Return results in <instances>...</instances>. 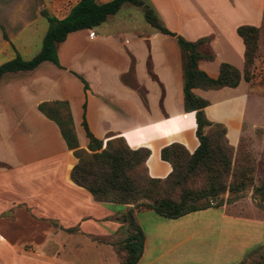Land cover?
<instances>
[{
	"label": "crops",
	"instance_id": "crops-1",
	"mask_svg": "<svg viewBox=\"0 0 264 264\" xmlns=\"http://www.w3.org/2000/svg\"><path fill=\"white\" fill-rule=\"evenodd\" d=\"M148 1L172 31L192 41L210 35L212 46L226 42L239 51L243 65L245 43L237 28L249 23L259 27L262 19L259 0L256 6L255 0H214L206 10L203 0ZM71 8L57 17L64 18ZM117 14L97 31L70 33L58 47L61 67L44 61L33 70L0 77V264H119L117 247L128 233L116 217L134 205L97 201L72 180L78 158L59 125L38 108L44 101L70 104L71 97L60 94V89L72 80L78 79L83 86L85 117L93 134L104 141L119 135L131 148H149L146 164L152 177L165 178L172 171L171 164L161 158L163 147L179 142L193 152L199 146L197 135L198 143L184 136L187 113H194L196 123L195 112H187L184 106V68L182 72L178 66L176 72L166 74L155 71L162 64L155 61L160 57L156 41L163 33L120 25ZM92 31L95 37H90ZM79 41L108 45L115 53L126 50L127 63L106 67L96 90L83 76V68L95 72L99 62L87 56L85 49L80 51ZM205 65L201 59L199 67ZM76 73L87 80L89 89L85 91ZM199 89L194 91L201 96ZM71 110L78 124L80 117ZM196 129L197 123L195 134ZM76 132L80 147L87 148L89 138ZM169 134L170 141H158ZM160 161L170 165L163 174L158 172ZM237 205L225 203L221 211L210 213V207L176 219L152 209L137 210L145 234L137 264H239L264 244V213L256 206L241 213L233 210ZM197 214L209 219L196 224Z\"/></svg>",
	"mask_w": 264,
	"mask_h": 264
},
{
	"label": "trees",
	"instance_id": "trees-1",
	"mask_svg": "<svg viewBox=\"0 0 264 264\" xmlns=\"http://www.w3.org/2000/svg\"><path fill=\"white\" fill-rule=\"evenodd\" d=\"M125 3L143 7L145 19L153 28L178 40L184 58V106L187 112H195L196 115L199 146L195 151H189L179 142L163 147L161 158L171 164L172 171L165 178L152 177L146 164L151 155L149 148H131L123 136H110L106 141L97 138L88 126L85 113L82 125L89 144L87 148H82L68 101H44L38 108L59 125L68 147L78 158L71 171L72 180L90 191L97 201L134 205L116 217L125 225L128 233L117 247V252L119 264H137L145 244V234L137 219V210L152 209L163 217L176 219L213 207L211 199H218L228 189L240 190L244 185L231 181L235 147L230 143L226 125L209 120L205 108L210 102L196 94L194 89L235 88L242 79L250 81L258 50L259 27L243 24L237 28L245 43L244 71L231 63L222 62L220 73L214 78L199 67L201 59L211 60L214 57L200 50V46L211 38L208 36L192 41L171 31L148 0H110L103 3L79 0L61 19L43 10L49 28L41 50L30 59L17 54L0 64V77L11 72L33 70L44 61H51L61 67L58 47L68 35L102 25L110 16L117 14ZM77 76L84 83L85 91L89 89L87 80L79 74ZM206 127H209L207 132ZM254 195L264 203V182L254 188ZM219 205H223L221 199ZM252 253L251 250L248 254Z\"/></svg>",
	"mask_w": 264,
	"mask_h": 264
},
{
	"label": "rangeland",
	"instance_id": "rangeland-1",
	"mask_svg": "<svg viewBox=\"0 0 264 264\" xmlns=\"http://www.w3.org/2000/svg\"><path fill=\"white\" fill-rule=\"evenodd\" d=\"M97 1L102 2L104 0ZM203 1L206 10L207 7L210 8L214 0ZM76 2L77 0H0V64L14 58L17 54L22 55L26 59L35 56L42 48L43 40L49 27L47 16L43 15L42 11L45 10L50 15L62 16ZM254 2L253 4L256 6L257 0ZM257 6L261 12L262 19L259 25L258 50L251 69V80L242 79L239 86L235 88L199 89L202 93L201 96L210 102L206 108L207 117L213 123L226 125L229 139L235 145L231 181L235 180L238 185L244 183L240 190L230 191L228 189L218 199H211L210 204L214 207L209 210L210 213L223 209L222 205L217 206L220 199L223 204L238 203L233 210L241 213L249 212L254 206L264 213V203L254 195V188L264 182V0H259ZM117 15L121 19L120 25H137L146 32H148V29H155L146 21L143 7L125 3ZM161 20L165 25L162 18ZM211 21V19H208V22ZM165 26L172 31L168 24ZM95 29L97 31L99 27ZM157 33L161 34L159 31ZM166 35L168 34H161L162 38L156 41L160 57L155 62L161 61L162 64L158 65L155 71L163 74L171 71L176 72L179 66L183 72L182 63L184 65V58L178 40L171 35H169L171 37ZM204 37H208V35ZM209 37L211 38L210 35ZM79 46L82 47L80 51L84 52L85 49L84 53L87 56L92 55L99 62L95 72L89 71V68H83V65L81 66L84 71L83 76L88 81H92L96 90H98L96 81L99 76L101 77L106 67L119 68L127 63L126 50L122 52L118 49L115 53L108 45H95L86 41H79ZM143 48L145 50V47ZM200 50L203 53L214 55L211 60L204 58L203 60L207 65L200 67L211 77H218L219 66L222 62L234 64L242 72L244 71L243 59L239 55V51L226 42L212 46L210 40L201 45ZM142 66L146 71L145 73L149 74L146 70V65L142 64ZM140 73L142 74V71ZM60 94L71 97V108L75 110L78 118L80 117V122L75 124V128L80 136L85 139L87 137L86 131L81 123L82 116L85 113V108L83 110L85 94L81 81L78 79L77 81L72 80L68 85L62 86ZM184 119L189 122L185 127L184 136L188 137L187 141H197L196 143H198L195 134L194 113H187ZM208 130L209 127H206L205 131L207 132ZM112 136L118 137L119 135ZM170 136L172 135H164L158 141H170L172 139ZM192 138H195V140H192ZM159 163L162 170L158 172L163 174L166 169H169L170 165L161 161ZM154 173H157L155 168ZM194 217L196 224L200 225L209 219V217H202V214H197ZM252 251L251 255L247 254L245 258L238 259L239 262L241 263L243 260V264H262L264 245ZM234 262L231 264H237L238 261Z\"/></svg>",
	"mask_w": 264,
	"mask_h": 264
},
{
	"label": "built area",
	"instance_id": "built-area-1",
	"mask_svg": "<svg viewBox=\"0 0 264 264\" xmlns=\"http://www.w3.org/2000/svg\"><path fill=\"white\" fill-rule=\"evenodd\" d=\"M96 36V32L95 31H92L91 33H90V37H95Z\"/></svg>",
	"mask_w": 264,
	"mask_h": 264
}]
</instances>
